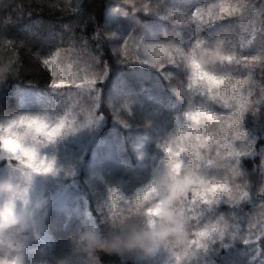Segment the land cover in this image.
<instances>
[{
	"label": "trees",
	"instance_id": "1",
	"mask_svg": "<svg viewBox=\"0 0 264 264\" xmlns=\"http://www.w3.org/2000/svg\"><path fill=\"white\" fill-rule=\"evenodd\" d=\"M199 2L205 3L204 0H137L133 4L121 0H0V115L14 107L17 97L13 87L16 84L51 86V59L57 52L65 50L75 55L67 54L76 66L85 64L96 70L100 87L99 111L106 120L98 138L91 144V150L86 153L85 168L101 169L105 174L112 168L123 176L148 175L153 169L154 155L160 152L166 138L155 114L161 118L181 112L187 106V72L175 66H166L159 71L146 65H131V60L119 58L120 54L114 48L143 45L142 39L156 40L166 46V52L170 54L175 42L181 46V52L173 51L172 55L180 60L185 49L200 38L205 39V44L197 54L209 59L214 53V43L208 46L207 41L220 38L224 41L222 55L231 51H236L238 56L243 53L249 57L247 63L253 65L251 57L264 52V42L259 41L261 32L264 34V17L258 14L254 28L260 32L255 35L233 21H219L202 27L201 21L192 17ZM145 5L149 7L148 11L143 9ZM202 15L205 20L213 17L209 11H203ZM201 27L197 32L196 29ZM44 60L49 63L44 64ZM255 65L256 71L244 83L253 91L252 98L264 89L260 64ZM122 72L137 79L142 86L115 87L113 79ZM250 74L244 72L240 78ZM251 110L256 111L252 116L257 120H250V125L261 124L258 131L263 133L264 102ZM254 147L264 150V135ZM93 151L98 159L91 165ZM209 151H212L210 155L228 156L225 150ZM263 156L264 152H258L254 157H243L240 167L244 179H238L245 190L244 185L251 183L250 192L259 196L246 204H223L209 210L211 216L230 217L229 223L241 226L244 233L250 225L259 226L264 222V196L259 194L264 176L262 169L259 170ZM84 179L87 181L86 176ZM90 194L96 197L93 191ZM260 207H263L262 214ZM93 212L99 227L98 235L93 239L78 240L70 236L81 219L69 207L59 210L58 216L50 220L56 234V246L54 257H46L50 258L48 264H141L128 251L131 229L124 227L118 218L108 217L106 207L102 211L95 208ZM244 233L238 234L239 239L228 251L226 244L232 240L230 234L209 238L208 246L202 252L203 258L217 264H246L247 257L238 256L236 252L237 247L244 246L240 239ZM251 264H264V252Z\"/></svg>",
	"mask_w": 264,
	"mask_h": 264
},
{
	"label": "rangeland",
	"instance_id": "2",
	"mask_svg": "<svg viewBox=\"0 0 264 264\" xmlns=\"http://www.w3.org/2000/svg\"><path fill=\"white\" fill-rule=\"evenodd\" d=\"M121 1L133 4L137 0ZM204 1L205 3H200L201 1L197 3L194 10L200 7L202 12L209 11L214 14L218 12V6L222 2L226 4L238 2V0ZM255 1L252 0V3H256ZM241 2L247 3L248 0ZM214 18L213 15L211 19ZM202 20L204 23L208 22L203 15ZM251 31L254 35L260 32L258 28H253ZM262 34L263 32L259 38L261 43L264 42V34ZM124 46L114 48V51L120 54L119 58L131 60V65H146L137 62L139 58H144V52L149 57L152 56V49L143 48V45ZM167 49L162 45L161 58L169 55ZM67 54L75 56L61 50L51 59V66H55L61 73L58 79H64L65 85L54 89L51 86L41 88L16 84L13 87L17 97L14 107L0 115V148L7 153L6 155L5 152H0V160H2L0 162V264H48L50 258L46 257H54L53 251L56 246V234L51 228L50 220L58 216L59 210L68 207L78 213L81 219L78 228L70 234L73 239L96 238L99 227L93 209L102 211L106 207L108 217L110 216L112 220L118 218L117 220L124 227L131 229L129 240L134 236L150 238V251L142 250L137 246H131L132 248L128 246V251L132 252L141 264H217L207 262L203 258L202 252L205 249L197 252L195 256L185 254L189 240L196 239L194 233L201 230L203 225L198 219L199 213L192 212L188 217L189 222L198 227H193L188 235L184 201L193 187L199 184L201 178L196 176L184 161L188 158V150L191 149L198 154L197 167L208 169L210 172L219 168V173L209 176L208 179H213L216 183L227 182L231 187L233 179L229 169L231 158L221 154H209L212 152L209 149H216L217 152L225 150L228 155L231 149H226L223 144L216 147L217 139L215 136L211 139L207 137V128L186 120L183 115L186 106L181 112L170 113L165 117L160 118L155 114L165 131L166 138L160 152L154 155L153 169L148 175L123 176L112 168L107 174L101 169H86L84 165L86 153L91 150V144L98 138L106 120L99 111L100 87L97 83L96 70L85 64L76 66ZM257 57L260 58L253 61L254 65L255 63L263 65L261 62L264 63L262 61L264 56ZM197 59L207 60L198 54ZM252 74L254 73L241 79L247 83ZM93 79L97 81L95 85L90 83ZM242 91L245 95L249 92L253 93L244 83ZM97 94L99 100L93 104ZM263 98L258 95L255 98H252V95L249 97L252 100ZM212 103L209 101L208 106ZM252 108L249 106L241 113L239 127L247 132L248 138L254 144L264 132L258 131L259 126L262 127L261 124L250 125V120L253 122L257 120L256 116H252L256 112L251 110ZM130 112L133 113L134 110ZM223 114L230 113L223 110ZM101 115L102 119H96ZM62 116L66 117V121L60 124L57 121ZM30 117L46 118L51 127L31 123ZM181 125L188 131L181 128ZM220 139L223 140V136ZM202 141L206 142L207 146H201ZM225 143L232 142L225 141ZM258 152L264 150L260 151L254 147L248 156L254 157ZM13 153L20 159H14L11 155ZM96 156V152L93 151L90 158L91 165L98 159ZM209 157L213 160L212 166L206 162ZM49 164L52 165L51 171L46 170ZM37 168L40 171H35ZM262 171L264 173V169ZM83 174L87 181L84 179L85 176H81ZM235 183L239 184L238 179ZM241 189L245 190L243 187ZM112 190L116 193L115 203L111 200ZM92 191L96 197L89 195ZM200 191L203 194V190ZM208 195L210 197L212 194ZM257 196L259 195L250 192L244 204L252 202L253 197ZM223 204L221 202L211 209L222 207ZM259 212L263 213V207L259 208ZM193 217L197 219L193 220ZM209 222L216 223L209 219L203 223ZM259 224V227H264V222ZM243 235L240 236L241 241ZM229 236L232 240L226 244L227 251L233 242L239 239L238 234L235 237L231 234ZM236 252L238 256L247 257L246 264H251L263 253L257 252L252 245L237 247Z\"/></svg>",
	"mask_w": 264,
	"mask_h": 264
},
{
	"label": "snow or ice",
	"instance_id": "3",
	"mask_svg": "<svg viewBox=\"0 0 264 264\" xmlns=\"http://www.w3.org/2000/svg\"><path fill=\"white\" fill-rule=\"evenodd\" d=\"M143 9L148 11L149 7L145 5ZM257 13L261 17H264V0H258V3H252V0H248L247 3L238 0L236 4H226L222 2L218 6V12L212 14L215 18H210L207 23H204L202 20V9L200 7H197L193 11L192 17L200 19L202 27L219 21H233L239 27H247V30L251 31L255 26ZM262 23H264V21H262ZM202 27L196 29V31L200 32ZM229 32H231V30ZM236 35L239 36V33ZM142 43L143 48L152 49V56L149 57L144 52V58H139L137 62L156 68L159 71H163L166 66L182 67L186 70L189 96L187 108L183 112V115L187 118L186 120L207 128V137L211 139L215 136L217 139L218 143L216 147L223 144L226 149H231L228 151V156L231 158L229 161V169L233 178L231 187L227 182L216 183L215 180L208 179L209 176L218 174L219 168L217 167L211 172L208 171V169L198 168V154L194 153L191 149L188 150V158L184 161L188 168L196 176L201 178L199 184L194 186L189 192L191 196H189L188 193L184 201L188 235L193 227H198L189 222V214L198 212V219L201 225H203L201 230L194 233L196 239L189 240V246L186 249V255L195 256L197 252L208 246L206 242L211 237L218 235L220 238H223L226 234H231L235 237L237 234L241 233V231L244 233L241 226L229 223L230 217L225 215L213 217L209 214V210L221 202L228 206L239 205L247 201L250 196L251 183L244 185L247 190H242L241 185L235 183L236 179H244L240 167L242 158L247 157L254 150L253 141L248 138L247 132L241 130L239 125L242 118L241 113L249 108V106L255 109L257 105L264 102V99H249L252 93L249 92L247 95L243 93L242 86L246 81L242 80L240 77L244 72L254 73L257 66L246 63L249 57L243 53H240L238 56L236 51H231L227 55H222L221 51L224 41L220 38L214 41H207L208 46L214 43V53L207 60L197 59V50L200 49L201 45L205 44V39H195L191 47L185 49L180 60H176L172 55L173 51L178 53L181 52V46L175 42L172 44L170 54L164 58H161L162 45L158 41H145L142 39ZM261 55L264 56V52H262ZM259 58L260 57L252 56L251 60L255 61ZM42 62L44 64L49 63L48 60ZM259 71L262 79H264V65L259 66ZM60 75L61 73L53 66L51 69V76L53 77L51 80L52 88L55 89L65 85L66 82L64 79H58ZM96 82L95 79L90 81L92 85H95ZM113 83L117 88L142 86L138 84L137 79L128 75L127 72H122V74L114 77ZM77 87H79V85H77ZM257 95L259 97H264V89ZM98 100L99 95L97 94L93 104ZM209 101L213 102L211 106H208ZM223 110H227L230 114H223ZM102 118L101 115L96 119ZM29 121L34 124H40L42 127H51L46 118L30 117ZM65 121L66 117L62 116L57 122L63 124ZM180 127L188 131L183 125ZM221 136H223V140L220 139ZM197 138L199 139V136ZM225 141H231L232 143H225ZM201 146H207L206 142L202 141ZM0 152H5L7 155L6 150L3 148H0ZM11 155L16 160L20 159L14 153ZM206 162L209 166L213 164L211 157H209ZM261 169H264V159H262L261 165L259 166L260 171ZM46 170L51 171L52 165L49 164ZM35 171H40V169L37 168ZM218 178L222 179V177ZM260 184L259 194L260 196H264V176H262ZM201 189L203 190V194H201ZM209 193L212 194L210 197L208 195ZM111 200L112 203L116 201V193L113 190L111 191ZM209 218L216 220V223L209 222L208 224H204L203 222ZM195 219H197V217H193V220ZM88 222L91 223L90 219H88ZM253 228L256 230L253 231ZM242 243L246 247L252 245L257 252H264V227L250 225L247 234L244 233L242 237ZM177 259H179V257H177Z\"/></svg>",
	"mask_w": 264,
	"mask_h": 264
},
{
	"label": "clouds",
	"instance_id": "4",
	"mask_svg": "<svg viewBox=\"0 0 264 264\" xmlns=\"http://www.w3.org/2000/svg\"><path fill=\"white\" fill-rule=\"evenodd\" d=\"M5 214H7V211L5 212ZM128 243L130 246L141 247L142 250L145 251L151 250L150 238L134 236L130 239Z\"/></svg>",
	"mask_w": 264,
	"mask_h": 264
}]
</instances>
